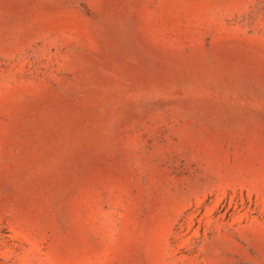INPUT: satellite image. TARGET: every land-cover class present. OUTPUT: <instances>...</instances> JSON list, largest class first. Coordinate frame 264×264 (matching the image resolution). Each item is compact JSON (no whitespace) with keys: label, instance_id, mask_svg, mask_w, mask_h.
Segmentation results:
<instances>
[{"label":"rangeland","instance_id":"1","mask_svg":"<svg viewBox=\"0 0 264 264\" xmlns=\"http://www.w3.org/2000/svg\"><path fill=\"white\" fill-rule=\"evenodd\" d=\"M0 264H264V0H0Z\"/></svg>","mask_w":264,"mask_h":264},{"label":"bare ground","instance_id":"2","mask_svg":"<svg viewBox=\"0 0 264 264\" xmlns=\"http://www.w3.org/2000/svg\"><path fill=\"white\" fill-rule=\"evenodd\" d=\"M258 63V62H257Z\"/></svg>","mask_w":264,"mask_h":264}]
</instances>
